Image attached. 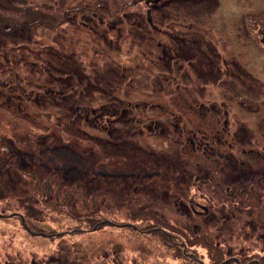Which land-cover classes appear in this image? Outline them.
Instances as JSON below:
<instances>
[{
    "label": "rangeland",
    "instance_id": "obj_1",
    "mask_svg": "<svg viewBox=\"0 0 264 264\" xmlns=\"http://www.w3.org/2000/svg\"><path fill=\"white\" fill-rule=\"evenodd\" d=\"M0 37V264H264V0H0Z\"/></svg>",
    "mask_w": 264,
    "mask_h": 264
},
{
    "label": "trees",
    "instance_id": "obj_2",
    "mask_svg": "<svg viewBox=\"0 0 264 264\" xmlns=\"http://www.w3.org/2000/svg\"><path fill=\"white\" fill-rule=\"evenodd\" d=\"M12 31V30H11ZM13 36V34H11V32L10 33H8V32H4V37L5 38H11L12 36ZM23 35H20V37H22ZM24 37V36H23ZM0 39H1V37H0ZM27 41V44H29L30 42L29 41H31L30 39H27L26 40ZM1 42H3V41H1L0 40V44H7L6 42H4V43H1ZM32 42V41H31ZM4 47H6V45L4 46ZM36 53V52H35ZM161 61V60H160ZM70 68H71V66L70 67H68V71L70 72ZM50 70L52 71V73L56 76V78L53 76V75H51V74H49V73H46L47 75H50L51 76V79L50 80H52V83L54 84V85H58V86H60L61 88H62V86L64 85V84H66V83H64L62 80H63V77H68L69 78V75H70V73H68L67 71H60V72H58V71H53L54 69H52L51 67H50ZM84 74H85V76H83V78H82V80L84 81V82H88V81H93V83H94V85H96V84H98L100 87H105L106 85H109L110 84V82H111V80L109 79V77L108 76H106L105 75V73H104V71H96V72H93V74H90L89 76H87V74H86V72H84V71H82ZM96 73V74H95ZM65 75V76H64ZM96 76V77H95ZM59 77V78H58ZM116 79V78H115ZM114 79V80H115ZM116 81V80H115ZM117 82V81H116ZM13 82H9V84H12ZM121 82H119V85H122V84H120ZM1 84H4L3 83V81H1ZM5 85V87L7 86V83H5L4 84ZM121 88V87H120ZM48 91H50V92H54L55 90H53V88H49V90ZM56 92V91H55ZM95 92H96V90H95ZM1 93H3L2 94V96H6V94L4 93V92H1ZM102 93L103 94H105L103 91H102ZM75 96H72V98H74ZM80 97H81V95H80ZM40 99V98H39ZM114 99V98H113ZM63 100H68V96H66V95H64L63 96ZM84 100L86 101V98H84ZM88 101H89V99H88ZM50 102H52V105L54 104V103H56L57 101L56 100H54V99H50ZM120 102V101H119ZM73 104H79L81 107H83V106H85V102H83L80 98H77V100L76 101H74L73 102ZM70 105V106H66V104L65 103H61V102H57V105L56 104H54L53 105V107L54 106H57V109H60V110H63L64 111V113L65 114H68V115H70L71 113H72V115H77V114H79V119L81 120L82 118H83V116L81 115V111H87V108H82V109H80V107H78L77 108V110L75 109L77 106L76 105ZM112 104V106L111 107H109L108 105V109H109V111H110V113H111V111H114L113 112V115H112V117H114V125L112 124V121H110L109 123H108V126H107V124L105 125V127H106V132H107V134L109 135V138L107 137V138H105L104 139V141L103 142H97V141H93L94 140V138H86V139H89V140H91V141H93V142H95V143H97L98 145H100V146H104V147H106V148H100L99 146H97V145H95V148H98V150L102 153V154H104L105 156L106 155H109L110 153H111V151L113 150V151H116V149L117 150H119V142H121L122 141V136H121V134H123V131L122 130H124V128H126V130H127V134H130L131 133V131H132V129L133 130H138V134L141 132L140 131V125H141V122H138V121H136L135 120V118L134 119H127V117L126 116H129V115H125L124 113H122V112H119L118 113V111H119V109L115 106V104H118V102H113V103H111ZM103 108H104V106H103ZM125 109V108H124ZM76 110V111H75ZM127 111V110H126ZM131 111V110H130ZM68 112H70V114L68 113ZM78 112V113H77ZM91 112V114H92V111H90ZM88 113V112H87ZM105 115H107V114H105ZM108 116V115H107ZM76 120V119H75ZM128 120V121H127ZM131 120V121H130ZM86 121H90V120H88V118H87V116H86ZM160 122V121H159ZM111 124H112V126H111ZM118 126H122L121 127V129H120V132H121V134H120V132H119V128H118ZM129 132V133H128ZM85 133V132H84ZM120 134V138H121V140L117 137L118 135ZM100 140H103V138H99V141ZM122 143H120V145H121ZM110 146H112V148H110ZM113 147H115L114 149H113ZM67 148V147H66ZM110 148V149H109ZM51 151V149H43V154H46V153H48V152H50ZM58 152H59V154H60V156H59V162H62L63 161V159H64V163L65 164H73V163H75V164H73V165H75V166H77V167H79V166H82V167H85V169L86 170H88V172H90L89 171V169L90 168H88V167H91V165H92V162L90 161L91 160V158L93 157V151H94V149L89 153V151L87 150V151H83L82 149H79V148H74L73 150H69L68 148L67 149H64V148H61L60 150H57ZM82 152H86V153H88L89 155H87V156H83V154H82ZM54 162V161H53ZM85 165V166H84ZM77 170H79V169H77Z\"/></svg>",
    "mask_w": 264,
    "mask_h": 264
},
{
    "label": "flooded vegetation",
    "instance_id": "obj_3",
    "mask_svg": "<svg viewBox=\"0 0 264 264\" xmlns=\"http://www.w3.org/2000/svg\"><path fill=\"white\" fill-rule=\"evenodd\" d=\"M170 40H172V43H173V46H169V53L166 52L168 50L167 47H164V49L162 50V54L164 56H169L170 59H172L173 57H175L173 60L175 59H183V60H194L193 58V55L195 56V59L198 56V53L195 54V53H191L190 51L191 50H196V45L194 43V40L192 38H190L188 35H180V36H170L169 37ZM197 42V41H195ZM171 43V42H170ZM160 47V46H159ZM180 54V55H179ZM215 55L217 56L218 58L220 57V54L219 53H201L200 54V57L203 61L205 62H208L209 59H212V56ZM179 56V57H177ZM219 59H217L218 61ZM216 61V62H217ZM214 63V62H213ZM189 65H193V64H189ZM208 86V84H206V87ZM215 137V136H214ZM211 141L213 142L214 141V138L212 137L211 138ZM90 153V151H89ZM69 171L71 170H74L75 172H80V170H77L76 168L73 169V168H67ZM102 171H99L96 173V176H99L101 174ZM105 172L102 173V175H104Z\"/></svg>",
    "mask_w": 264,
    "mask_h": 264
},
{
    "label": "water",
    "instance_id": "obj_4",
    "mask_svg": "<svg viewBox=\"0 0 264 264\" xmlns=\"http://www.w3.org/2000/svg\"><path fill=\"white\" fill-rule=\"evenodd\" d=\"M112 225V224H111ZM223 264H227V262H224Z\"/></svg>",
    "mask_w": 264,
    "mask_h": 264
}]
</instances>
